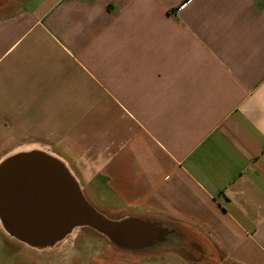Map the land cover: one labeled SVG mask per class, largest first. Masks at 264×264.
I'll return each mask as SVG.
<instances>
[{"label":"crops","instance_id":"1","mask_svg":"<svg viewBox=\"0 0 264 264\" xmlns=\"http://www.w3.org/2000/svg\"><path fill=\"white\" fill-rule=\"evenodd\" d=\"M41 147L169 252L33 248L0 220V264H188L204 242L264 264V0H0V163Z\"/></svg>","mask_w":264,"mask_h":264},{"label":"water","instance_id":"2","mask_svg":"<svg viewBox=\"0 0 264 264\" xmlns=\"http://www.w3.org/2000/svg\"><path fill=\"white\" fill-rule=\"evenodd\" d=\"M0 220L11 237L41 249L76 229H90L118 250L143 253L163 247L170 235L153 220L108 218L86 199L64 163L42 150L22 151L0 163Z\"/></svg>","mask_w":264,"mask_h":264},{"label":"rangeland","instance_id":"3","mask_svg":"<svg viewBox=\"0 0 264 264\" xmlns=\"http://www.w3.org/2000/svg\"><path fill=\"white\" fill-rule=\"evenodd\" d=\"M32 148H34V147H32ZM36 149L49 152V150L46 149L45 147H41V149H38V148H36ZM94 206L97 208L96 205H94ZM98 211L110 219H115L114 214H112L109 211H105L102 209H98ZM85 235L92 237L93 239H95V241L97 240V241H100L102 243H106L107 246L111 245L107 239H105L103 236L98 235L97 233H95L94 231H92L90 229H76L75 231L72 232V234L70 236H68V239H69V242L72 244L77 237L81 238V236H85ZM203 245L206 246V248L208 250L207 252H208V254H211V257L208 256L205 259L204 258L197 259L193 256L192 252H188L189 255H185L184 260H186L188 264H231L230 262H228L225 259H223L222 257H220L219 254L214 249H211L210 244H208L207 242H204ZM168 252L169 251H168L167 247L166 248L160 247L158 249H155V251H153V254H154V256L158 257V256L165 255ZM182 253L184 254V252H182Z\"/></svg>","mask_w":264,"mask_h":264},{"label":"bare ground","instance_id":"4","mask_svg":"<svg viewBox=\"0 0 264 264\" xmlns=\"http://www.w3.org/2000/svg\"><path fill=\"white\" fill-rule=\"evenodd\" d=\"M71 239V238H70Z\"/></svg>","mask_w":264,"mask_h":264}]
</instances>
